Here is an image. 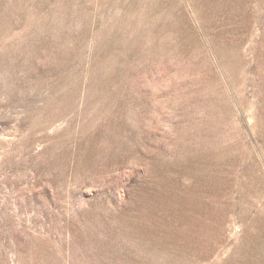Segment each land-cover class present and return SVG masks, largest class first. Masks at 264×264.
<instances>
[{"label": "rangeland", "instance_id": "1", "mask_svg": "<svg viewBox=\"0 0 264 264\" xmlns=\"http://www.w3.org/2000/svg\"><path fill=\"white\" fill-rule=\"evenodd\" d=\"M0 264H264V0H0Z\"/></svg>", "mask_w": 264, "mask_h": 264}, {"label": "bare ground", "instance_id": "2", "mask_svg": "<svg viewBox=\"0 0 264 264\" xmlns=\"http://www.w3.org/2000/svg\"><path fill=\"white\" fill-rule=\"evenodd\" d=\"M191 201V200H190ZM183 204V202H181Z\"/></svg>", "mask_w": 264, "mask_h": 264}]
</instances>
